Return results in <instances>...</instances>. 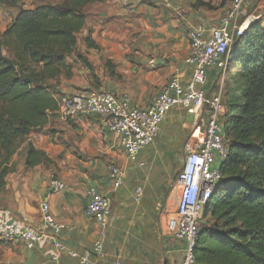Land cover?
I'll use <instances>...</instances> for the list:
<instances>
[{
  "label": "crops",
  "instance_id": "0c3cea01",
  "mask_svg": "<svg viewBox=\"0 0 264 264\" xmlns=\"http://www.w3.org/2000/svg\"><path fill=\"white\" fill-rule=\"evenodd\" d=\"M61 0L56 4H62ZM34 0H22L20 9L31 10ZM56 5L49 1L38 6ZM227 9V0H101L84 6L85 24L77 34V52L67 57L70 75L48 82L58 96L75 90L89 89L126 94L135 107H145L171 79L186 85L192 68L184 63L189 42L184 29L198 25L218 26ZM8 18L0 17L3 33L17 15L10 9ZM243 12L264 28V0H247ZM236 18L231 26H239ZM250 20L243 25L245 30ZM76 37V38H77ZM89 38L97 50L87 48ZM81 56L90 68L81 64ZM232 72L208 68L201 89L206 98L215 97L224 105L233 91ZM96 86V89L92 87ZM207 107L189 112L180 107L168 111L155 141L137 155L127 159L118 142L96 126V117H77L62 122L50 115L47 123L32 131L19 144L9 160L11 172L0 190V215L22 229H42L40 203L47 200L54 220L63 225L57 237L77 257L58 255L60 264H80L89 255L96 239V226L85 216L88 191L95 189L110 201L112 226L103 249L104 264H179L183 243L174 238L177 223L178 190L173 187L177 173L187 155L196 149L191 133L196 126L202 131ZM30 144L43 153L48 163L26 167V148ZM122 171L121 184L114 188L109 180V164ZM220 160H216L218 168ZM64 188L53 190L49 174ZM141 187L139 203L133 201L134 190ZM55 250L47 243L25 246L0 243V264H56L51 259Z\"/></svg>",
  "mask_w": 264,
  "mask_h": 264
},
{
  "label": "trees",
  "instance_id": "16d2710c",
  "mask_svg": "<svg viewBox=\"0 0 264 264\" xmlns=\"http://www.w3.org/2000/svg\"><path fill=\"white\" fill-rule=\"evenodd\" d=\"M100 1L65 0L23 10L22 0H0L7 10L19 8L0 34V190L19 144L54 116L57 101L48 82L69 77L67 57L75 54L85 24L81 9ZM84 42L97 50L89 38ZM235 67L233 91L221 116L226 156L201 214L195 264H264V28L257 21L229 50L225 72ZM48 162L27 145L26 167Z\"/></svg>",
  "mask_w": 264,
  "mask_h": 264
},
{
  "label": "built area",
  "instance_id": "2783aa9c",
  "mask_svg": "<svg viewBox=\"0 0 264 264\" xmlns=\"http://www.w3.org/2000/svg\"><path fill=\"white\" fill-rule=\"evenodd\" d=\"M246 1L227 0V9L218 26L198 25L192 29H184L183 35L189 42V54L184 63L192 68L191 79L186 85H182L177 78H171L149 105L135 107L131 105L126 94L117 96L92 89H79L56 98L57 110L54 116L57 119L68 122L77 117H96L97 128L110 133L130 161H135L139 152L155 141L160 125L170 109L180 107L189 112H200L203 107H207L208 113L202 131L196 126L191 133L196 149L187 155L184 166L177 173L172 185L178 190L174 238L183 243L179 264H195L193 249L201 214L220 180L215 162L226 156L221 122L223 107L218 97L208 100L201 87L205 84L208 68L225 71L229 50L246 30L243 25L247 20H250L248 26L257 21L243 12ZM8 16V12L4 11L3 17ZM236 18L243 19L241 24L231 26ZM108 172L112 186L118 188L122 171L111 163ZM49 185L55 191L64 188L63 183L53 173L49 174ZM142 195V188L137 187L133 201L139 203ZM88 197L85 216L92 219L96 226V239L90 253L98 260L91 261L89 255H85L80 258V264H104V243L113 222L111 205L108 198L93 188L89 189ZM40 213L42 229L39 231L22 229L0 215V242H17L25 246L47 242L57 253L51 256L56 264H60L58 255L61 253L76 258V253L59 241L57 234L64 226L54 220L46 199L40 203Z\"/></svg>",
  "mask_w": 264,
  "mask_h": 264
},
{
  "label": "rangeland",
  "instance_id": "374dc122",
  "mask_svg": "<svg viewBox=\"0 0 264 264\" xmlns=\"http://www.w3.org/2000/svg\"><path fill=\"white\" fill-rule=\"evenodd\" d=\"M28 1H31V0H28ZM46 1H49L50 3H53V4H56V3H58V2H60L61 0H34V2H36V4H34L33 2H32V4H33V6H34V8H36L37 7V4L38 3H41V2H46ZM56 5H58V4H56ZM8 6H5V7H0V17H1V19H2V17H3V13H4V11H6V12H8L7 11V9L9 8H7ZM33 8V9H34ZM4 18V17H3ZM0 19V20H1ZM1 21H3V19L1 20ZM0 34H2V33H0ZM77 39H79V36L77 37ZM77 52H75V55H77L76 54ZM2 54L3 55H5V56H8V54H7V52L5 51V50H2ZM80 63H81V60H78ZM82 64V63H81ZM67 76V75H66ZM93 89H96L97 87L96 86H94V87H92ZM89 89H91V88H89ZM201 219V218H200Z\"/></svg>",
  "mask_w": 264,
  "mask_h": 264
}]
</instances>
